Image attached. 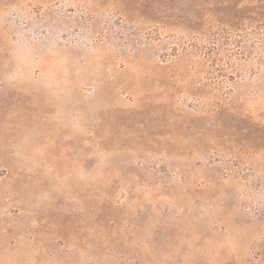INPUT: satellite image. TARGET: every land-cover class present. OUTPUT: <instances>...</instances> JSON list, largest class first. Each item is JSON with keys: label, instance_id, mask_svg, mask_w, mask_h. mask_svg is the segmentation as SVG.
I'll use <instances>...</instances> for the list:
<instances>
[{"label": "rangeland", "instance_id": "1", "mask_svg": "<svg viewBox=\"0 0 264 264\" xmlns=\"http://www.w3.org/2000/svg\"><path fill=\"white\" fill-rule=\"evenodd\" d=\"M263 13L0 0V264H264Z\"/></svg>", "mask_w": 264, "mask_h": 264}, {"label": "trees", "instance_id": "2", "mask_svg": "<svg viewBox=\"0 0 264 264\" xmlns=\"http://www.w3.org/2000/svg\"><path fill=\"white\" fill-rule=\"evenodd\" d=\"M249 26H252V27L254 26V31H256L257 33H261V32L264 33V31H262L263 26H264V13H263V15L260 16V18L255 19L254 25H253V23L252 24H250V23H243L242 24V27L244 29H248ZM209 58H211V56ZM263 143H264V138H263Z\"/></svg>", "mask_w": 264, "mask_h": 264}]
</instances>
